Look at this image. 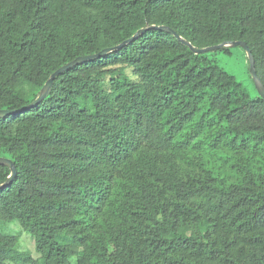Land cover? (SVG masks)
I'll return each instance as SVG.
<instances>
[{
	"label": "trees",
	"instance_id": "1",
	"mask_svg": "<svg viewBox=\"0 0 264 264\" xmlns=\"http://www.w3.org/2000/svg\"><path fill=\"white\" fill-rule=\"evenodd\" d=\"M153 25L264 84V0H0V264H264V98Z\"/></svg>",
	"mask_w": 264,
	"mask_h": 264
},
{
	"label": "water",
	"instance_id": "2",
	"mask_svg": "<svg viewBox=\"0 0 264 264\" xmlns=\"http://www.w3.org/2000/svg\"><path fill=\"white\" fill-rule=\"evenodd\" d=\"M151 27L160 28L162 30H166L168 32L173 33L182 42H184L185 44H188L196 53L206 52V51H210L212 49H220V48H222L224 46H238V45H242L245 48V50L247 52V55L249 57V60H250V72H251V75H252V77L255 80V83H256V86L258 88V91H259L260 95L264 98V84L262 83L261 79L258 76V73H257V70H256V65H255L254 55H253L250 47L248 46V44L245 41H242V40L228 41V42H223V43H220V44L214 45V46L199 48V47L194 46L188 40L182 38L175 30L171 29L168 26H164V25L156 26V25H153ZM146 29H148V28H142V29L138 30L137 33L135 35H133L131 38L126 39L125 41H123L122 43L116 45L115 47L105 48V49H103L102 51H100L99 53H96V54L80 56V57L76 58L75 60L63 65L62 67H60L54 73L51 74V76L48 78V80L46 81L45 85L41 89V92H40L39 96L27 108L38 104L42 99H44L46 96H48L50 94L52 86H53V83H54L56 77L60 73L68 70L73 65L79 64V63H81V62H83L85 60H89V59H92L94 57H101L104 54H107V53H109L112 50H118V49L123 48L126 44L132 42L140 34H142L144 31H146ZM20 111H22V109H18V110L0 109V117L9 115L11 113L20 112ZM0 163L6 164V165H8L11 168V174H10L8 180L6 182H4V183H0V188H3V187H6V186L10 185L13 182V179L15 178V176L17 174V168H16L14 162L11 159L3 157V156H0Z\"/></svg>",
	"mask_w": 264,
	"mask_h": 264
},
{
	"label": "rangeland",
	"instance_id": "3",
	"mask_svg": "<svg viewBox=\"0 0 264 264\" xmlns=\"http://www.w3.org/2000/svg\"><path fill=\"white\" fill-rule=\"evenodd\" d=\"M217 60L226 70L234 74L239 81L248 87V90L252 96L257 95L255 81L250 76V65L248 63L245 51L241 47L234 46L231 53L228 54L219 53L217 55ZM4 229H7L8 231H17L19 226L12 223L4 226ZM20 236L22 248L29 249L30 252L35 257H37L38 253L35 250V243L31 235L24 231L20 234Z\"/></svg>",
	"mask_w": 264,
	"mask_h": 264
}]
</instances>
